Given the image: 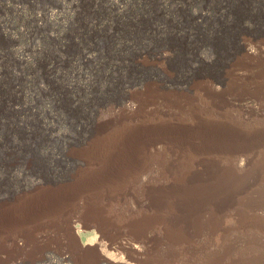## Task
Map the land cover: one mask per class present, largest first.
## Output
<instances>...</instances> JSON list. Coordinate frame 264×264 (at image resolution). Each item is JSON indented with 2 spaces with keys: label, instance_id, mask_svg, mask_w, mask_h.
<instances>
[{
  "label": "rangeland",
  "instance_id": "1",
  "mask_svg": "<svg viewBox=\"0 0 264 264\" xmlns=\"http://www.w3.org/2000/svg\"><path fill=\"white\" fill-rule=\"evenodd\" d=\"M213 257L264 264V0H0V264Z\"/></svg>",
  "mask_w": 264,
  "mask_h": 264
},
{
  "label": "bare ground",
  "instance_id": "2",
  "mask_svg": "<svg viewBox=\"0 0 264 264\" xmlns=\"http://www.w3.org/2000/svg\"><path fill=\"white\" fill-rule=\"evenodd\" d=\"M227 7V6H226ZM229 9V8H228ZM226 11V10H225ZM208 15V14H207ZM208 17V16H207ZM204 18H206V16L204 17ZM203 19V18H202ZM248 44V43H247ZM247 44H245V50H246V54L247 55H249V56H251V55H253L254 53L256 54V52L259 50H263V48H261V46L259 47V45H257V47L255 46V45H253V46H255L256 48H254L253 46H250V45H247ZM244 46V45H243ZM258 49V50H257ZM238 100V99H237ZM242 166H244L245 167V165H247V159L246 158H242L241 159V163H240ZM61 191V190H60ZM47 192H48V190H47ZM52 192V191H51ZM57 192V191H56ZM55 192V193H56ZM59 192V191H58ZM49 193V192H48ZM53 193V192H52ZM61 193V192H60ZM76 193V192H75ZM43 194V193H42ZM45 194V193H44ZM42 195V197H35L34 195V197L33 196H31L29 199H28V201L25 203L24 202V205L22 204V208H21V210H20V213H24V212H26L27 210H29V209H34V208H36V207H38V206H42V205H48V204H55L54 203V201L55 202H59L60 201V198L59 197H57L56 195H54V196H56V197H54V200H52V198H50V196H47V195ZM70 194V193H69ZM49 195V194H48ZM61 195V199H63V198H65V195H66V197L68 198V196H67V194L65 193H63V194H60ZM72 196V195H71ZM51 197H53L52 195H51ZM37 198H42V201L43 202H41L40 203V201L41 200H37ZM63 201H64V199H63ZM63 201H62V203H63ZM40 203V204H39ZM57 204V203H56ZM18 207V206H17ZM20 207V206H19ZM18 207V208H19ZM42 209V208H41ZM10 210V209H9ZM14 210H17V209H14ZM12 211V210H11ZM179 230H181V228H179L178 229V231ZM213 264H232V260L229 258H224V257H222V258H216V257H213ZM208 262H209V260H208ZM212 263V262H211Z\"/></svg>",
  "mask_w": 264,
  "mask_h": 264
}]
</instances>
